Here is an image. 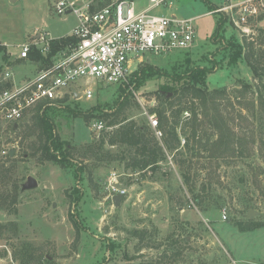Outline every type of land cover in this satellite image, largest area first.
Listing matches in <instances>:
<instances>
[{"label":"rangeland","instance_id":"obj_1","mask_svg":"<svg viewBox=\"0 0 264 264\" xmlns=\"http://www.w3.org/2000/svg\"><path fill=\"white\" fill-rule=\"evenodd\" d=\"M171 1L153 13L194 18L196 33L191 48L145 55L144 62L158 73L144 80L140 71L143 62L117 84L85 79L76 82L79 91L90 84L94 95L91 99L67 96L65 105L94 116L87 121L56 117V131L63 139L78 146L109 130L107 115L118 108L123 86L131 93L121 116L149 124V115L154 113L157 119L156 108L161 107L156 96L164 90H158L167 82L173 84L172 76L203 69L208 89L239 88L255 82L242 54V31L224 15L211 12L223 0ZM50 2L0 0V40L10 45L5 59L0 51V69L9 65L18 78L32 76L34 66L16 57L19 45L40 43L39 33L58 38L76 26L74 13L57 15ZM135 3L139 9L149 0ZM218 19L222 25L216 30ZM256 27L264 28V16ZM234 54L236 63L229 61ZM249 97L247 93L240 99L247 107L232 97V105L227 100L220 104L223 116L242 138V151L233 150L219 165L204 161L205 152L194 154V162L206 164L202 171L193 169L195 192L206 174L212 181L201 205L194 202L183 183L176 161L181 155L177 153H169L153 171L131 172L119 159L78 156L65 168L23 154L18 138L11 141L17 135L9 132L10 124L0 118V146L15 149L20 184L29 175L37 180L35 187L19 189L15 214L0 211V224H7L0 228V264H264V149L258 143L260 138L264 140V106L256 104L249 110ZM189 118V112L181 114L184 130H188ZM100 121L102 128L95 126ZM180 138L183 145L185 135ZM106 149L113 156L127 151L119 145L106 144ZM191 152L183 156L189 158ZM112 171L118 174L120 186L127 189L117 206L106 188ZM248 210L254 212L251 217ZM238 226L259 228L241 234Z\"/></svg>","mask_w":264,"mask_h":264},{"label":"trees","instance_id":"obj_2","mask_svg":"<svg viewBox=\"0 0 264 264\" xmlns=\"http://www.w3.org/2000/svg\"><path fill=\"white\" fill-rule=\"evenodd\" d=\"M261 18L262 16H259L258 19ZM221 25L222 22L218 19L216 30L220 29ZM244 36L242 54L252 72L253 81L256 83L247 82L239 88L234 86L232 88L208 89L205 85V70L203 69L191 71L178 77H170L173 84L165 83V88L160 87L158 90V92L164 90V93L161 96H156L161 105L160 108H156L157 128L162 132L160 138L155 136L154 130L149 124H140L134 119H128L125 115L121 116L122 111L127 106V95L131 93L130 91L126 93L127 86H123L120 93L122 99L118 100L120 104L116 106L118 108L107 115L110 117L107 124L110 129L97 139L77 146L63 139L57 133L56 117L66 119L80 117L87 121L88 118L94 116L90 111L83 112L68 104L65 105L66 98H64L55 104L38 106L17 122L15 127L13 124L9 125V132L17 135L11 141H17L18 138V144L21 146L23 154H28L30 158L36 159L38 162L50 161L65 168L70 167L74 156H78L81 158L119 159L123 162L125 170L131 172L153 171L169 153L173 155L177 153L181 155L176 158V161L180 167L183 183L191 192L194 202L201 205L209 193V185L212 181L206 174L200 181L197 192H195L197 180L194 177L196 174L193 173V169L202 171L206 168V164L194 162L193 157H197L194 154L205 152L204 161H215L219 165L233 150L242 151L240 149L242 138L237 135L229 119L223 116L220 109L221 101L227 100V103L230 102L229 105H232L234 103L231 101L232 97L237 100V104L247 107L246 104L248 105V103L245 104L240 99L249 93L250 99L248 101L252 106V108L248 107L249 110H254L256 104L259 107L264 106V90L261 91L259 88L263 87L264 89V28L257 27L253 34ZM73 41L74 37L71 35L52 39L50 41L51 51L47 57L43 56L32 45L28 59L39 62L40 66L48 65L50 56L56 50ZM0 51L4 53L3 59H5L7 51L2 44H0ZM235 58L237 55L234 54L229 61L236 63ZM140 71L141 80L158 73L157 69L153 68L149 62H144ZM169 92L170 95H168ZM184 111L190 113L188 130H184L180 124V117ZM181 135H185L183 145H181ZM258 143L259 148L264 149L262 138ZM105 144L124 146L127 151L120 156H113L106 149ZM191 150L189 158L183 156ZM0 158H4L0 162V211L15 214L17 212L18 192L21 188L16 176L17 158L15 154L13 156L0 154ZM5 227L7 224H0V228ZM257 227L259 226L250 228L238 226L240 231L252 230ZM139 237H142L140 232Z\"/></svg>","mask_w":264,"mask_h":264},{"label":"built area","instance_id":"obj_3","mask_svg":"<svg viewBox=\"0 0 264 264\" xmlns=\"http://www.w3.org/2000/svg\"><path fill=\"white\" fill-rule=\"evenodd\" d=\"M57 14L74 13L77 24L70 35L74 41L56 50L48 65L28 59L32 45L47 57L51 51L45 34H37L40 43H23L17 58L33 64L34 74L18 78L9 65L0 69V118L10 125L19 122L38 106L55 104L67 96L91 99L94 89L86 83L79 91L75 84L81 79L117 84L127 80L144 62L147 54H167L174 50H189L195 39L194 18L153 13L171 0H149L137 9L135 0H51ZM211 12L224 15L245 36L256 30L259 16H264V0H223ZM210 12V13H211ZM47 34V33H46ZM155 114L149 115V125L157 138L162 135ZM104 127L101 121L95 125ZM106 147V144L104 145ZM0 146V154H9ZM108 197H123L118 174L112 171L107 179ZM222 218H226L223 211Z\"/></svg>","mask_w":264,"mask_h":264},{"label":"water","instance_id":"obj_4","mask_svg":"<svg viewBox=\"0 0 264 264\" xmlns=\"http://www.w3.org/2000/svg\"><path fill=\"white\" fill-rule=\"evenodd\" d=\"M74 96H75V98H78L79 97V94L77 93V92H75L74 93ZM15 126H17V123H14V127ZM14 152H15V149H10L9 150V155L10 156H13L14 155ZM37 185V180L33 177V176H31V175H29V176H27L26 177V180H25V182H23L22 184H21V190H23V189H28V188H33V187H35ZM121 199H122V196H121V194H119V193H117V194H114L113 196H112V202H113V204L115 205V206H117L118 204H119V202L121 201ZM253 210H248V212H247V215L249 216V217H251L252 215H253Z\"/></svg>","mask_w":264,"mask_h":264},{"label":"crops","instance_id":"obj_5","mask_svg":"<svg viewBox=\"0 0 264 264\" xmlns=\"http://www.w3.org/2000/svg\"><path fill=\"white\" fill-rule=\"evenodd\" d=\"M148 4H146L145 6H143V7H141V8H144V7H146ZM218 5H220V4H218ZM215 6H217V5H215ZM141 8H139V9H141ZM71 33V32H70ZM70 33H68V34H65V35H62V36H60V37H64V36H68V35H70ZM36 36V35H35ZM34 36V37H35ZM37 37V36H36ZM60 37H58V38H60ZM0 44H2V45H4L5 47H7L8 49H9V47L8 46H10L6 41H3V43H2V41L0 40ZM23 44V43H22ZM21 45V44H20ZM19 45V46H20ZM17 57V56H16ZM31 64V63H30ZM32 66H34L33 64H31ZM35 67V66H34ZM257 228H259V227H257ZM238 229V228H237ZM256 229V228H255ZM254 229H252V230H247V231H240L239 229H238V232L239 233H241V234H244V232H251V231H253ZM225 245H226V243H225ZM228 249V252H229V255H230V258H233V256H234V254H233V252L232 251H230L229 250V248H227ZM233 260H235V258H233Z\"/></svg>","mask_w":264,"mask_h":264}]
</instances>
